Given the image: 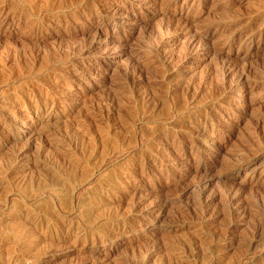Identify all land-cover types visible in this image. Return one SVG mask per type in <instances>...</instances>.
I'll return each instance as SVG.
<instances>
[{"label": "rangeland", "instance_id": "obj_1", "mask_svg": "<svg viewBox=\"0 0 264 264\" xmlns=\"http://www.w3.org/2000/svg\"><path fill=\"white\" fill-rule=\"evenodd\" d=\"M0 264H264V0H0Z\"/></svg>", "mask_w": 264, "mask_h": 264}, {"label": "bare ground", "instance_id": "obj_2", "mask_svg": "<svg viewBox=\"0 0 264 264\" xmlns=\"http://www.w3.org/2000/svg\"><path fill=\"white\" fill-rule=\"evenodd\" d=\"M97 10H98V9H97ZM101 12H102V11H101ZM101 12H100V13H101ZM104 13H105V12H104ZM106 17H107V16H106ZM84 48H85V47H84ZM221 70H222V69H221ZM142 101H143V100H142Z\"/></svg>", "mask_w": 264, "mask_h": 264}]
</instances>
